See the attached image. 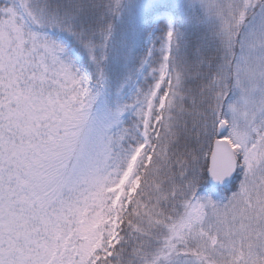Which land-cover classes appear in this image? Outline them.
<instances>
[{
    "label": "snow or ice",
    "instance_id": "1",
    "mask_svg": "<svg viewBox=\"0 0 264 264\" xmlns=\"http://www.w3.org/2000/svg\"><path fill=\"white\" fill-rule=\"evenodd\" d=\"M0 264H264V0H0Z\"/></svg>",
    "mask_w": 264,
    "mask_h": 264
}]
</instances>
